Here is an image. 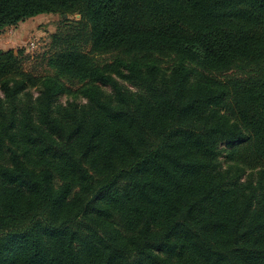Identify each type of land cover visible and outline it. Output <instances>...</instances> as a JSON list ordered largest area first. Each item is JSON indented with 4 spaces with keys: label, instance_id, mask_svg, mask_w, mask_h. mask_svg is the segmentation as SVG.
Returning <instances> with one entry per match:
<instances>
[{
    "label": "trees",
    "instance_id": "trees-1",
    "mask_svg": "<svg viewBox=\"0 0 264 264\" xmlns=\"http://www.w3.org/2000/svg\"><path fill=\"white\" fill-rule=\"evenodd\" d=\"M43 13L81 14L55 63L88 80L0 49V264H264V71L211 73L264 61V0H0V30Z\"/></svg>",
    "mask_w": 264,
    "mask_h": 264
},
{
    "label": "rangeland",
    "instance_id": "rangeland-1",
    "mask_svg": "<svg viewBox=\"0 0 264 264\" xmlns=\"http://www.w3.org/2000/svg\"><path fill=\"white\" fill-rule=\"evenodd\" d=\"M81 14H61V13H43L34 17L27 18L15 25L8 26L0 30V49L22 52L23 67L27 71L34 74H52L59 75L64 80L67 86L73 90L79 88L88 79L85 75H71L61 71L56 63V52L60 50L62 42L58 40L59 36L70 35L80 30ZM86 52L91 50V44L83 45ZM120 52L111 50L107 52H94L90 54L91 62L95 65L103 66L106 63L113 61ZM161 65L171 68V57H162ZM254 69L264 71V61L252 65H246L242 68L231 67L223 71L211 72L218 78L225 79L230 76L244 77L250 74ZM128 87L135 90L126 81H123ZM82 101L84 98L76 95L73 91L64 93L60 97L61 102L68 100ZM222 148L232 149V146L227 147V144H222ZM226 150H222L220 159L224 166H227L230 161H226ZM59 182V179H55Z\"/></svg>",
    "mask_w": 264,
    "mask_h": 264
}]
</instances>
